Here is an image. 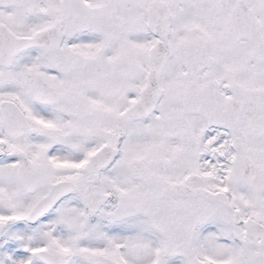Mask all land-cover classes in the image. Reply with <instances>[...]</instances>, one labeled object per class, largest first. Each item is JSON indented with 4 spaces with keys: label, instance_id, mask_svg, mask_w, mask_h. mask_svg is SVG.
Instances as JSON below:
<instances>
[{
    "label": "snow or ice",
    "instance_id": "snow-or-ice-1",
    "mask_svg": "<svg viewBox=\"0 0 264 264\" xmlns=\"http://www.w3.org/2000/svg\"><path fill=\"white\" fill-rule=\"evenodd\" d=\"M0 264H264V0H0Z\"/></svg>",
    "mask_w": 264,
    "mask_h": 264
}]
</instances>
